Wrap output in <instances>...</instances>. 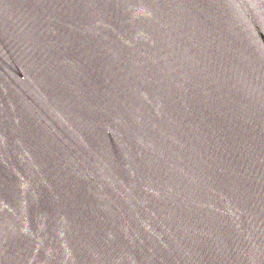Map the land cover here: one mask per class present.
Wrapping results in <instances>:
<instances>
[{
	"label": "water",
	"instance_id": "1",
	"mask_svg": "<svg viewBox=\"0 0 264 264\" xmlns=\"http://www.w3.org/2000/svg\"><path fill=\"white\" fill-rule=\"evenodd\" d=\"M0 264H264V0H0Z\"/></svg>",
	"mask_w": 264,
	"mask_h": 264
}]
</instances>
